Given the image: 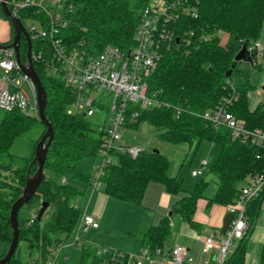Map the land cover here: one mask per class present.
Segmentation results:
<instances>
[{
    "label": "trees",
    "instance_id": "1",
    "mask_svg": "<svg viewBox=\"0 0 264 264\" xmlns=\"http://www.w3.org/2000/svg\"><path fill=\"white\" fill-rule=\"evenodd\" d=\"M69 1L73 10L67 15L68 25L63 30L67 44L73 46L81 42L88 51L97 53L107 44L125 49L131 46L140 20V9L149 0ZM34 12L33 9L22 10L18 16L23 20L26 15L34 16ZM5 19L10 23L7 17ZM185 21L194 30V35L190 36L191 43L174 44L164 53L148 80L149 94H155L161 104L140 110L139 116L131 119L127 126L136 130L146 121L153 126L160 140L171 144L217 143L219 154L211 168L217 176V186L207 205L228 206L237 200L244 184L264 172V150L252 139L242 141L229 127L217 126L201 114L231 98L227 109L244 120L248 129L264 128V101L254 109L250 108L248 95L254 85L239 68L241 62L234 59L241 47L240 40L247 45L259 40L264 24V0H199L198 15ZM221 31L231 34L235 41L223 43ZM13 37L11 25V37L4 43H10ZM31 43L32 51L43 45L41 41L32 40ZM19 50L25 60L28 42L23 35ZM252 55L254 64L261 68L256 62L257 54ZM33 64L47 93L45 114L54 128L45 168L63 178L84 182L86 189L67 182L59 183L45 175L37 192L18 212L19 242L6 264H23L24 250L33 255L32 264H129V252L93 248L88 243H83L78 262L62 263L60 255L51 261L56 249L76 230L82 211L75 200L83 196L91 184L93 175L80 171L77 163L82 158L94 160L100 155L106 142L107 125L96 127L90 117L70 113L68 107L76 97L75 91L65 84L60 74L51 73L43 59L34 60ZM177 107H182L180 113ZM38 121L40 119L36 115L19 109L5 110L0 121V240L8 244L13 238L10 224L12 205L21 195L28 173L33 174L37 170L34 151L30 156H20L12 153L11 147L18 136L28 132ZM44 127L39 140L47 130ZM156 149H148L136 157L114 154L113 160L104 167L103 190L119 200L141 204L150 182L160 183L170 194L184 193L174 204L173 211L197 226L194 213L199 200L204 197L205 180H200L193 191H186L181 180L169 175L170 162ZM263 200L264 191L249 201L247 216L250 227L230 247L223 264H248L247 235L260 214ZM43 202H48V206L39 219ZM171 231V217L166 216L144 233L142 248H148L152 255L158 249L163 251Z\"/></svg>",
    "mask_w": 264,
    "mask_h": 264
},
{
    "label": "built area",
    "instance_id": "2",
    "mask_svg": "<svg viewBox=\"0 0 264 264\" xmlns=\"http://www.w3.org/2000/svg\"><path fill=\"white\" fill-rule=\"evenodd\" d=\"M6 2L17 17L22 10L35 11L34 16L26 15L23 20L19 17L30 40L43 43L42 48L31 52L32 61L43 59L48 70L53 74H60L65 84L75 91L76 97L68 111L87 117L95 116L99 110L107 113L104 121V125H107L106 142L100 152L104 159L99 164L98 171L92 176L89 187L91 192L98 190L103 186L104 167L113 160L114 154L124 153L136 157L148 150L146 145L123 142L124 133L131 130L127 125L131 119L139 116L140 110L161 104L155 94H149L148 80L164 53L172 49L174 44L191 43L190 36L194 35V30L188 26V22L185 23V20L198 15L199 0H149L140 9V20L131 46L125 49L107 44L97 53L88 51L81 42L73 46L67 44L63 30L68 25L67 15L73 10V4L69 0H6ZM26 18L38 21L40 27L35 25L27 27L24 24ZM244 43L240 40L241 46ZM247 47L251 53L257 55L263 50L259 40ZM23 61L27 62V58ZM0 67L2 69L0 108L6 111L19 109L39 118L35 85L21 69L14 47H0ZM25 80L29 81L33 88L34 100L23 88ZM231 101V98H226L224 103L201 115L217 126L229 127L234 136L240 137L242 141L252 139L264 150V128L248 129L244 120L235 117L227 109L226 105ZM177 109L178 113L182 111V107ZM205 163L206 161H203L202 165ZM202 173L201 168L192 171L193 176ZM62 181L66 183L65 178ZM262 191L264 172L244 184L237 200L227 206L228 211L234 214L227 231L222 235L211 232L206 236L204 252L214 249L218 245V236L220 237L218 256L220 264L224 263L234 240L242 238L247 233L250 227L247 216L248 203ZM262 203L264 207V200ZM90 227L98 228L99 222L94 215L84 213L77 226L76 240L79 241L80 233L88 231ZM62 247L63 245L56 249L51 261L59 257ZM161 253V249H158L155 255H152L145 247L131 258L135 260V264H142L143 260L153 259ZM171 255V264H191L193 261L188 249L182 245L174 246Z\"/></svg>",
    "mask_w": 264,
    "mask_h": 264
},
{
    "label": "rangeland",
    "instance_id": "3",
    "mask_svg": "<svg viewBox=\"0 0 264 264\" xmlns=\"http://www.w3.org/2000/svg\"><path fill=\"white\" fill-rule=\"evenodd\" d=\"M24 24L27 27L30 25L40 27L38 21L30 18L24 19ZM8 26L0 1L1 38L9 31ZM220 36L223 43L235 41V38L226 31H221ZM261 37H264V24L260 38ZM262 44L264 45V43ZM256 62L257 64H260L261 68L245 61L239 64L241 71L248 75L251 84L254 85V88L248 95L250 108H254L256 105L264 101V90L262 89V85L264 84V46L262 52L257 55ZM0 72H2L1 67ZM23 88L31 99L34 100L33 88L29 81L25 80L23 82ZM68 109H71V105H69ZM4 115L5 110L0 108V121ZM106 117L107 113L103 110H99L95 116L90 117V120L96 125V127H101L104 125ZM44 128V123L41 120L36 122L28 132L23 133L14 140L11 152L20 156H30L35 150V143L39 141ZM149 139L151 141H149ZM122 140L131 145H146L147 148L151 150L156 148L159 149L170 162L168 171L169 175L176 176L181 180L186 191H193L200 180H205L206 184L203 188L204 197L201 199H210L214 197L217 186V176L211 171V168L216 162L219 154V145L217 143L202 141L200 143L195 142L192 145L188 143L171 144L160 140L153 126L146 121L142 122L136 130L131 129L125 131ZM103 159L104 157L102 155H98L94 160L91 158H82L78 161L77 165L79 170L83 173L95 175L98 171L99 164L102 163ZM203 161H206L205 165H202ZM198 168H201L203 173L198 176H193L192 171ZM44 172L46 176L54 178L55 181L59 183L63 182V177L59 173H55L49 168H45ZM65 179L67 183H71L81 189L86 186L84 182L77 179ZM152 185H154L153 182H150L146 192L149 191ZM87 189L88 190L85 191L83 196L75 200V203L81 207L83 214L90 212L97 215L101 224L100 231H97V233L92 230L86 232L82 231L80 233L81 237L79 242L75 243L76 234L78 232V229L76 228V230L69 236L68 241L63 244L60 251V262H78L81 258L83 243H88L93 248L104 247L126 251L131 254V257H133V255L138 253L137 250L140 246V241L138 239L139 233L137 230L138 224H136V221L140 216V206L130 204L127 201H122L108 195L103 190V186L96 192H91L89 187ZM183 194L184 193L182 192L178 196H182ZM175 216L176 218L179 217L177 214ZM100 239H103L106 244H98L97 242H99ZM175 241L176 236L172 231L170 237L164 244V249L166 251L170 249ZM251 245L252 242H249L248 248H250ZM8 248L9 244L0 240V256L5 254L8 251ZM22 256L24 259L23 264H32L33 255L30 256L28 252L24 250ZM131 261H133L132 258L130 263Z\"/></svg>",
    "mask_w": 264,
    "mask_h": 264
},
{
    "label": "crops",
    "instance_id": "4",
    "mask_svg": "<svg viewBox=\"0 0 264 264\" xmlns=\"http://www.w3.org/2000/svg\"><path fill=\"white\" fill-rule=\"evenodd\" d=\"M8 25L9 31L5 35H3L2 38L0 37V41L2 42L7 41L11 37V25L9 22ZM260 42L264 43V37L260 38ZM153 184L154 185H152L149 191L146 192L142 203L135 204L136 206H140L139 208H141L140 216L136 221V224H138V239L140 241V246L137 252L142 249V238L144 233L151 226L157 225L166 216L171 217L172 231L176 236V241L170 249L166 251L163 247V251L161 254L154 256L153 259L143 260L142 264H171V249L176 245H182L188 249L189 254L193 257V261L191 262V264H220L218 261V256L220 253V237L218 236V245H216V247H214V249H212L211 251L204 252L203 247L206 236L209 235L211 232H218L220 233V235L223 234L222 228L224 224V218L226 214L229 213L227 206L217 203L208 206L207 198L200 199L198 202L199 206L197 207L196 212L194 213V221L196 222L197 226H194L182 219L180 215L178 218H176L175 216L177 213H174L173 206L176 201L180 199L181 196L168 193L164 189L163 185L159 183L153 182ZM96 191L97 190L93 192ZM88 214L92 213L88 212ZM94 216L99 222L97 215ZM100 226L101 224L99 222L98 228L90 227L88 230H92L93 232L95 231L97 233V231H100ZM247 236V263L264 264V207H262L254 226L250 229ZM238 240L239 239L232 243V245H235ZM249 242H252L250 248H248ZM97 243L104 245L106 244L103 239H100ZM130 264H135V260L131 261Z\"/></svg>",
    "mask_w": 264,
    "mask_h": 264
},
{
    "label": "water",
    "instance_id": "5",
    "mask_svg": "<svg viewBox=\"0 0 264 264\" xmlns=\"http://www.w3.org/2000/svg\"><path fill=\"white\" fill-rule=\"evenodd\" d=\"M0 1L2 4L5 17L9 19L14 29V37L12 41L10 43H4L0 41V47L12 46L16 50L17 61L21 69L24 71V73H26L31 78V80L33 81L35 85V88L37 91L39 119L47 127L45 134L36 144V147L34 150V153H35L34 161L37 163V170L33 174L28 173L26 183H25V186L23 187L22 193L17 198V200L13 203L12 208H11L10 224L13 229V238L9 244L8 251L0 258V264H6L12 258L17 248L18 242H19L20 226H19V220H18V212L20 208L24 204H26L32 198V196L37 192L38 187L40 186V184L45 178V172H44L45 162H46L49 146L51 144V141L54 138V128H53L52 123L50 122V120L45 114V108L47 104V93L43 86L41 78L38 75L34 67L33 61H32V57H31L32 43H31L29 34L26 28L24 27L21 19L11 12L6 0H0ZM22 34L26 37V40L28 42L27 62H24L20 56L19 44H20V39H21ZM178 40L179 38L177 39V41ZM234 59L236 62L245 61L252 65L254 64L253 55L248 49L246 43L242 44V46L236 53ZM229 73L230 71L228 72V74ZM262 89L264 90V84L262 85ZM156 150L158 151V149ZM47 206H48V202L42 203V206L40 208L39 215H38L39 219L42 217ZM233 218H234V214L232 212H229L226 214L224 218L222 233H225L227 231Z\"/></svg>",
    "mask_w": 264,
    "mask_h": 264
},
{
    "label": "flooded vegetation",
    "instance_id": "6",
    "mask_svg": "<svg viewBox=\"0 0 264 264\" xmlns=\"http://www.w3.org/2000/svg\"><path fill=\"white\" fill-rule=\"evenodd\" d=\"M23 35V34H22ZM22 35H21V39H22ZM24 36V35H23ZM25 37V36H24ZM21 39H20V42H21ZM25 39H26V37H25Z\"/></svg>",
    "mask_w": 264,
    "mask_h": 264
}]
</instances>
